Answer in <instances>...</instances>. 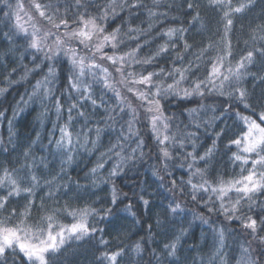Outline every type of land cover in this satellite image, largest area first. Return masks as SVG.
Segmentation results:
<instances>
[{
    "label": "snow or ice",
    "instance_id": "6c2138e0",
    "mask_svg": "<svg viewBox=\"0 0 264 264\" xmlns=\"http://www.w3.org/2000/svg\"><path fill=\"white\" fill-rule=\"evenodd\" d=\"M258 3L264 4V0H239L235 4L233 0H208V6L220 13L222 28L218 31L222 35L219 40L190 43L191 31L195 30L199 35L206 30L199 5L193 0H151L150 7L143 0H0V41L9 46L8 53L19 52L21 61L31 53L33 67L24 66L20 79L25 80L37 71L44 72L33 85L32 92L27 93L28 99L22 96L18 104L27 105L39 99L42 105L51 102L57 122L65 113L67 115L65 123L53 122L48 144L41 145V151H48L47 156L33 155L32 149L39 142L37 134V140L24 150L23 162L16 167L0 168V193H3L0 195V264H66L73 246L83 243L105 249L95 256L93 264H119L129 249L109 250L110 241L104 238L106 229L98 225L110 223L121 196L127 198L126 194L119 192L115 179L125 167L131 169L148 155L145 152L148 144L137 127L145 122L157 149L155 159L159 163L151 165V174L157 178L159 186L170 185L166 187V193L180 195H185L187 189L192 200L199 199L209 213L222 215L229 223H239L240 229L248 232L251 239L240 244L241 255L237 264H264V199H261L264 197V92L257 97L244 86L249 77L264 84V76L257 77L248 71L257 58L264 60V24H258L252 30L249 37L252 46L235 62L230 39L233 18L250 11ZM161 8L164 10L160 11ZM141 9L144 11H139ZM134 10L137 16L146 15V28L132 25ZM181 10L185 16L190 15V19L182 21L178 27L162 28L152 35L158 24L169 18L178 20V16L170 17V14ZM125 11L129 13L127 20L121 19ZM117 19H121V23L111 27ZM155 39L163 42L150 55H141L142 50ZM18 40L23 43L18 45ZM133 44L135 47L131 46ZM189 53L191 58L185 63ZM169 57L171 63L167 68L157 65L158 60L167 61ZM65 62L68 65L66 86L57 96L56 84L60 76L57 65ZM148 68L155 70L148 71ZM15 72L13 68L5 77L9 85L17 83L10 79ZM185 84L188 86L183 87ZM6 91L7 88L0 87V94ZM108 93L111 96L106 98ZM129 96L139 102L138 106L133 105ZM213 96L225 97L230 103L220 110L219 116L213 115L210 120L201 121V112L211 110L215 113L219 109L218 105L204 102ZM193 98H199L200 103L184 110L189 124L182 126L175 114H165L162 101H190ZM232 103L242 105L252 115L233 112ZM88 105L91 106L90 112L86 110ZM48 111L45 108L44 114ZM101 111L103 114L95 119ZM17 114L14 110L13 115ZM233 115L241 123L243 131L235 139H230L225 147L229 151L233 146L236 148L229 160L234 167H239V174L228 178L217 174L210 179L217 140L226 134V128L216 133L212 146L203 154H197L198 130ZM3 116L4 113L0 112V119ZM78 120L83 124L74 134L72 128ZM11 124L9 120L10 129ZM192 127L197 131L189 130ZM57 128L59 138L55 137ZM105 135L110 137L108 146L100 153L95 166L85 174L90 185L73 182L78 191L72 199L84 202L76 206L67 201L61 204L57 196L62 189L67 195L70 188L69 183H58V178L66 173V166L72 165L75 154L81 149L89 154L98 151ZM189 146L192 151H184ZM15 151L16 144L10 131L7 146L0 140V152L9 154ZM57 159L59 172L41 183L38 172L48 169L49 164H55ZM175 160L181 161L179 169L187 167L188 178L180 177L179 183L172 178L174 172L170 170ZM109 161L114 163L107 176H100ZM199 163L205 167H197ZM165 177L169 179L165 181ZM100 184L111 185L110 194L105 197L109 207H95L100 202L99 197L91 202L86 199L96 195L95 191H88L89 187L96 189ZM43 188L48 191L37 204V190ZM204 195H207V200L203 199ZM22 196L26 199L23 209L8 210L10 201ZM137 198L145 210L152 203L144 195ZM165 198L170 201L166 205L167 213L175 217L184 212L174 195H166ZM131 208L129 203L124 211L135 216ZM33 209L38 215L33 216ZM61 216L70 218L71 222H62ZM198 218L208 224L203 215ZM157 224H160L159 220ZM240 229L212 227L210 264L217 261L228 264L226 232L232 235L233 231ZM186 231L181 229L177 233L173 230V239L163 243L160 252L151 249L147 264H153V261L161 264L164 259H168L169 264H181L178 252ZM149 239L154 240L151 236ZM130 251L139 257L137 264H141L145 253L142 243L137 241Z\"/></svg>",
    "mask_w": 264,
    "mask_h": 264
},
{
    "label": "trees",
    "instance_id": "16d2710c",
    "mask_svg": "<svg viewBox=\"0 0 264 264\" xmlns=\"http://www.w3.org/2000/svg\"><path fill=\"white\" fill-rule=\"evenodd\" d=\"M193 2L199 5V11L206 25V30L199 35L196 34L195 30L191 31L189 33V42H207L209 39L219 40L222 32L218 31V29L222 28V24L218 10L209 7L208 0H193ZM238 2L239 0H233L234 4ZM143 3L149 7L151 6V0H143ZM163 10V8L160 9V11ZM139 11L143 12L144 10L141 9ZM171 15H176L179 19L173 21L169 18V20L165 23L158 24L152 34L153 36L155 35V32L162 28L171 26L178 27L182 21L190 19V15L185 16L183 10L171 13L170 17ZM133 17L134 18L131 19L133 26L138 25L142 28L147 27L148 21L146 15L141 14L137 16L136 10H134ZM121 19H129V13L127 11L122 13ZM121 19H117L115 24H112L111 27H115L117 24H120ZM233 19L234 25L230 39L232 41L234 53L233 60L235 62V60H238L240 56L252 46L251 40L249 39L252 30L255 29L258 24H264V4L258 3L255 8L250 11H246L244 14L237 15ZM184 26L187 27L188 25L185 23ZM111 27L109 28V31L111 30ZM124 27L126 28L127 25ZM197 27H199V25ZM245 41H248L247 46L245 45ZM162 42V39H155L148 45V47H145L142 50L141 55H150L151 51L155 50L156 46ZM16 43L19 45L22 44L23 41L18 40ZM177 43L179 47V42ZM131 46L135 47V44ZM197 46H200L199 43ZM8 47L9 46L6 43L0 41V87L7 88L6 92L0 94V112L4 113L3 118L0 119V140H3L5 142V146H7L11 131L13 143L16 144V151L9 154L0 152V168L5 166L10 168L16 167L19 163L23 162V152L29 147L32 141L37 140V134H39V142L35 144L32 149L33 155L37 157L47 156L48 151H41V145L46 146L48 144L49 134L52 132L53 128V122H57L55 109L52 107L51 102H46L42 105L39 99H34L27 105L18 104L22 96L25 100L28 99L27 93L32 92L33 85H35L38 79L42 78L44 72L37 71L30 74L27 79L21 80L20 77L25 71L24 66L27 68L33 67L30 62L31 53L28 54V58L21 61L18 59L20 53H8ZM212 54L214 55V53ZM190 58L191 53L187 55L185 63H187V60ZM37 62L39 63V61ZM170 63L171 57H169L167 61L163 59L157 61L158 66H164L165 68H167ZM57 67L60 70V76L56 84L57 91L55 95L59 96L60 92L66 86L65 73L68 65L65 62L58 64ZM13 68L16 69V72L11 75L10 79L17 81V83L9 85L5 82V77ZM46 70L45 66L44 71ZM147 70L153 71L155 69L148 68ZM248 71L255 74L257 77L264 76V60L257 58L255 64L251 66ZM168 82L170 83L171 81ZM187 86V84L183 85V87ZM244 86L248 88L250 93L254 92V95L257 97L264 92V84L260 83L259 80H253L251 77L244 82ZM110 96L111 93H108L106 98ZM129 99L132 101L134 106H138L139 102L134 97L129 96ZM204 102L206 104L218 105L219 109L215 113L211 110L201 112L199 116L201 121L210 120L213 115L219 116L220 110L230 103L227 98L217 96H213ZM162 103H164L165 114L169 116L175 114L176 119L182 122L183 126L189 124L188 114L184 110L197 107L200 101L199 98H193L190 101L171 99L167 103L163 101ZM65 107H67L66 104ZM45 108L49 109L46 115L44 114ZM14 110L18 113L15 116L13 115ZM86 110L90 112L91 106H86ZM232 110L233 112L239 111L244 115H252V113L250 111H246L242 105L235 103H232ZM259 110L260 109L257 108V111ZM102 114L103 113L101 111L94 118L99 119ZM73 115H75V113ZM66 119L67 115L65 113L63 118L57 123L63 124ZM125 119H127V117H125ZM141 119L143 120V116H141ZM9 120L12 121L11 129L9 126ZM82 124L83 121L78 120L76 122L75 126L72 128L74 134L80 130ZM137 127L140 128L141 135L145 138L148 144V147L145 149V152L148 153V155L143 161H138L134 167H131V169H129V167H125L124 172L121 173L114 181L119 192L121 194H126L127 198H124L123 195L121 196V199L113 209L114 218L110 223L105 222L98 225L99 227H104L106 229L104 238L110 241L108 249H129L119 260V264H137L139 257H137L135 253L131 252L130 248L137 241H140L142 246L145 248L144 260L141 264H147L152 248H155L157 252H160L163 243L173 239V230L178 233L181 229H185L187 231L181 240V249L178 252L181 264H210V257L213 251L212 227H225L228 230H237L240 229L239 223H229L222 215L209 213L199 199L197 201L192 200L191 196L187 194V189L185 195H180L179 193H166V187H169L170 185L166 184L165 187H160L157 178L151 174V165L158 164L159 161L155 159L157 149L151 138L150 129L148 128L146 122L138 125ZM222 128H226V134L221 139L217 140V150L214 153L212 167L209 173L210 179L215 177L217 174L223 175L225 178L237 176L239 174V167H234L229 160L231 152L236 151V148L233 146L229 151L225 147L230 139H235L236 136L243 131L241 123L234 115L231 118L216 120L198 130L199 139L197 141V154H203L207 148L212 146L213 139L216 138V133ZM189 130L197 131L194 127ZM55 137L59 138L58 128L55 131ZM109 139V136H103L99 150L91 154L81 149L78 154H75L72 165L66 166V173L59 177L57 182L69 183L70 190L67 195H64V190L62 189L61 194L57 196V199L61 204L67 201L69 204L76 206L84 202L83 200L72 199L78 191L75 187V183L73 182L78 181L80 185H90V179H85V174L95 166L100 153L108 146ZM132 146H134V144ZM184 151H192V148L189 146ZM113 163L114 161H109L105 164L104 169L99 175L107 176ZM180 163V160H175L173 162L174 166L170 167V170L174 172V176L172 178H175L177 183H179L180 177H183L185 180L188 178L186 175V165L184 169H179L178 166ZM197 167L204 168L205 165L203 163H199L197 164ZM59 170L60 164L59 159H57L55 164H49L48 169L38 172V175L42 178L41 183H43L44 179L56 176ZM161 175H163V173H161ZM69 178H71V181H69ZM168 179V177H165V181ZM194 182H197L195 178ZM110 187V184H100L99 188L96 189L89 187L88 191H95L96 195L88 196L86 199L88 202H91L99 197L100 202L96 203L94 206L98 208L109 207L110 205L105 197L109 196ZM47 191V188L37 190L35 197L37 204L40 202V197L44 196ZM80 191H83V189H80ZM148 193H151L152 195L149 196ZM2 194L3 193H0V195ZM139 195H144L146 199L152 201L147 210H145L144 205L138 200L137 197ZM166 195L168 197H172L174 195L175 199L181 202L184 209L182 214L174 217L170 213H167L166 205L170 201L165 198ZM207 198V195H204L203 199L207 200ZM261 199H264V197H261ZM25 203L26 199L23 196L15 198L10 201L8 210L16 208L20 211L23 209ZM47 203L51 204V201H48ZM129 203L132 205L131 212L135 213V216H132L130 213L124 211L125 206ZM36 215H38V212L36 209H33V216ZM200 215H203L208 220V224H204L198 218ZM60 220L64 223L71 222L70 218H65L63 216L60 217ZM158 220L160 221L159 225L157 224ZM149 226H151V232L149 231ZM150 236L153 237L154 240H150ZM246 239H251V236L248 232H245L242 229L239 231H233L232 235H229L228 232H226L227 247L225 252L227 253L228 264H237V260L241 255L239 246ZM156 241H158V243ZM253 246L255 247V243ZM104 250V248L97 249L90 243H83L79 246L74 245L73 249L69 251L66 264H93L95 256H98L99 252ZM153 264H155V261H153ZM161 264H169L168 259H164ZM216 264H219V261H217Z\"/></svg>",
    "mask_w": 264,
    "mask_h": 264
}]
</instances>
